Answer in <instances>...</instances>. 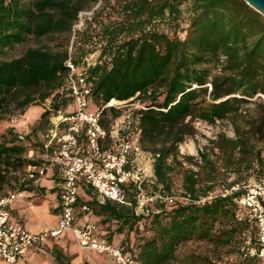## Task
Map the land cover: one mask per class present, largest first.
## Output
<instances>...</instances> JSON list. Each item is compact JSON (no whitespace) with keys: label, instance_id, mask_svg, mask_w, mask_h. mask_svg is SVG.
I'll use <instances>...</instances> for the list:
<instances>
[{"label":"trees","instance_id":"16d2710c","mask_svg":"<svg viewBox=\"0 0 264 264\" xmlns=\"http://www.w3.org/2000/svg\"><path fill=\"white\" fill-rule=\"evenodd\" d=\"M89 1L96 0H0V118L50 99L51 108L40 116L44 120L70 104L69 95L59 92L70 57L86 70L96 105L138 100L143 106L134 112L153 168V182L144 188L147 192L153 186L151 195L161 196L137 212L131 183L123 186L125 203L106 198L88 202L103 228L100 237L122 247L138 264H174L178 248L189 242L211 247L210 253L190 255L196 264H261L240 250L244 232L255 244L254 225L238 220L239 206L232 200L242 191L221 195L222 186L238 182L214 189L219 167L206 152L198 155L209 167L208 178L183 168V194L172 189L174 168L182 166L178 146L194 136L195 123L229 119L233 137L220 133L210 140L209 149L224 154L221 168L244 164L264 173L256 146L264 143V100L256 98L264 95V16L244 0H116L105 17L93 18L78 32L77 58L66 48L27 47L14 53L31 37L70 35ZM93 53L88 65L86 58ZM250 104L256 111L242 113ZM121 113L122 108H105L100 122L108 128ZM8 134L0 141V193L6 191L3 185L12 188L17 182L16 172L42 164L27 154L23 140L28 135ZM186 159L193 164V156ZM209 192L215 194L211 199L195 202ZM61 256L55 255L58 263L69 264Z\"/></svg>","mask_w":264,"mask_h":264},{"label":"built area","instance_id":"2783aa9c","mask_svg":"<svg viewBox=\"0 0 264 264\" xmlns=\"http://www.w3.org/2000/svg\"><path fill=\"white\" fill-rule=\"evenodd\" d=\"M91 59L92 56L86 58L88 65L91 64ZM65 64L67 72L63 88L59 92L69 95L73 108L67 114L61 109L56 111L50 119L51 127L47 131L45 145L52 149L55 161L62 168L63 182L57 223L43 231L31 232L19 221L10 219L7 209L14 200L25 194V190L16 189L0 195V258L8 263H15L25 257L33 246L70 231L80 249L106 255L117 264H138L122 247L102 239L94 223L76 225L74 208L80 180L89 184L102 198L120 203H125L123 186L134 184L139 211H143L148 201L161 197L159 194H145L144 184L153 177L152 157L142 148L139 115L134 112L143 106L140 103L131 107L132 103L108 102L89 108L94 99L86 70L77 67L70 57ZM110 106L124 108L121 116L106 128L100 119L104 109ZM63 123L66 124L64 129L60 127ZM81 132L84 135L82 138ZM144 158H148L150 162L149 174L145 172ZM43 173V164L29 165L25 177L31 179ZM238 191H242L241 195L232 199L239 206L237 218L246 220L255 227V244L252 243L250 234L244 232L240 250L245 256L257 257L264 264V176L248 184L234 183L229 188L222 186L221 195ZM214 195L209 192L206 197L195 202L202 203ZM181 200L190 201L186 197H181Z\"/></svg>","mask_w":264,"mask_h":264},{"label":"crops","instance_id":"0c3cea01","mask_svg":"<svg viewBox=\"0 0 264 264\" xmlns=\"http://www.w3.org/2000/svg\"><path fill=\"white\" fill-rule=\"evenodd\" d=\"M72 108L73 105L70 103L61 110L64 114H67ZM45 109L50 108L48 105L44 107L32 105L22 113L24 115L20 119V123L16 124V126L12 125L14 127L12 132L19 138H22L24 133H30L31 129L36 126L43 127L40 137H36L34 134L28 136V144L31 146H28L27 154H31L30 156L42 161L44 173L31 179L23 177L19 180L20 184H23L22 188H10L4 193H0L2 195L16 189L25 190V194L21 198L14 200L7 209L10 219L19 221L31 232L43 231L56 225L63 182L60 164L55 161L52 149L45 147L47 143L46 134L51 127L50 119L54 116V114H51L46 119L41 120L40 116ZM65 125L63 123L60 127L64 129ZM82 137L84 135L81 132ZM41 146H43V149H41ZM24 181L26 182L24 183ZM94 199L102 202L105 198L99 196L89 184L80 180L78 197L74 208V222L76 225L86 222L94 223L98 232H100L103 231V228L101 229V226L96 223L99 217L93 215L86 205ZM43 220L47 221V224H42ZM57 254L62 255L63 260L67 258L69 264H117L106 255L78 248L74 236L70 231H66L56 238H49L42 244L33 246L25 257L15 263H8L0 258V264H59L55 259V255Z\"/></svg>","mask_w":264,"mask_h":264},{"label":"rangeland","instance_id":"374dc122","mask_svg":"<svg viewBox=\"0 0 264 264\" xmlns=\"http://www.w3.org/2000/svg\"><path fill=\"white\" fill-rule=\"evenodd\" d=\"M28 1V0H27ZM31 1V0H29ZM116 0H96V1H89L88 4L86 5V8L81 10L78 13L77 20L74 22L72 25V30L70 35L68 34H55V35H48V36H43L41 38L35 39L33 37L30 38L27 44L23 46H19L14 53H21L23 52L27 47H41L44 49L48 50H61L63 48H66L71 52V57H78L79 50L76 49L74 45V40L78 36V32H81L83 29L86 28L88 25V21L92 20L93 18L96 17L97 20H100L101 18L105 17L107 14V9L110 8L111 4H114ZM105 7V9L100 10V6ZM97 11H99L97 13ZM96 13V14H95ZM97 53L91 54L92 59L94 60L95 56ZM257 101L264 100V95H259L256 97ZM50 99L45 100L40 106H46L48 105L49 108H51L50 105ZM132 106L135 107L134 105L139 103L138 100H134L131 102ZM96 104L93 102L92 104L89 105V108H93ZM250 109H246V111H243L242 113L249 114L253 113L256 111L257 107L254 106L253 104L248 105ZM124 108V107H123ZM122 108V109H123ZM22 113H20L19 110H15L14 113L12 114H4L2 118H0V141L3 140L4 138H9V130H11L14 127L12 125L20 123V119L23 118ZM26 118V117H25ZM37 124V123H36ZM35 124V125H36ZM13 125V126H14ZM32 128V127H31ZM195 128H196V133L194 136L190 138H186L184 142H181L178 146L179 149V159L182 161V166H176L174 168V187H173V192L175 194H183L181 187H180V180H181V175H182V170L183 168H193L196 171H199V177L200 179H205L208 178L209 174V167L208 165H205L201 162V158L198 155V152H206L208 156L216 161V164L218 165V173H217V178L213 180L214 184V189L217 188V185L220 183L227 184L229 182L235 181L238 182L239 184H248L256 180L259 176L264 175V173H258V170L256 167L253 168H245L244 164L241 166L232 164L228 167V169L221 168L223 166L222 164V159L224 158V154L221 153L217 148H214L213 151H211L209 148L212 146L210 143V140L215 139L216 136L220 133H224L226 136L233 137V127L230 123L229 119H224L217 121L215 124L212 125H203V124H197L195 123ZM30 130V129H29ZM43 130V127H35L32 128L30 133H24L23 135H30L34 134L36 137L41 136V131ZM24 132V131H23ZM22 132V133H23ZM13 133V132H12ZM29 139V137H28ZM28 139L23 140V142L29 146L28 144ZM257 147L260 148L261 150V156L264 161V143H257ZM187 156H193L194 159L192 161L193 164H189L190 162L186 159ZM237 156V155H236ZM222 157V158H221ZM235 160V159H234ZM237 162V161H235ZM143 165L145 167V172L150 173V162L148 158L143 159ZM26 170L23 169L20 172H16L14 174L15 177H17V182L13 184L12 189L20 187L22 188L23 186L20 185V181L23 177H25ZM153 174V171H152ZM26 181H24L25 183ZM153 182L152 177L148 179V181L145 184H151ZM205 184H208L207 182H204ZM148 193L145 191L146 195H151L152 190H154L153 186H148ZM3 189L7 190L10 189L6 184L3 185ZM137 212H140L139 209H137ZM42 224H47V221L43 220ZM211 252V247L207 246L206 244H199L196 245L195 243H186L181 245L178 248L177 254H178V260L174 262V264H196L194 260H190V255H200V254H205V253H210Z\"/></svg>","mask_w":264,"mask_h":264},{"label":"water","instance_id":"95a60500","mask_svg":"<svg viewBox=\"0 0 264 264\" xmlns=\"http://www.w3.org/2000/svg\"><path fill=\"white\" fill-rule=\"evenodd\" d=\"M249 6L264 16V0H244Z\"/></svg>","mask_w":264,"mask_h":264}]
</instances>
